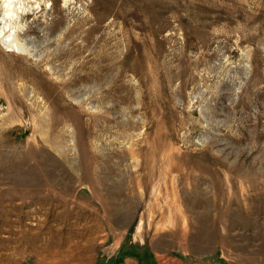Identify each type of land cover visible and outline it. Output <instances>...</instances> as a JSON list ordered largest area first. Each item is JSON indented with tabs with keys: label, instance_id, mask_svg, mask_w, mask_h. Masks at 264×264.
I'll return each mask as SVG.
<instances>
[{
	"label": "rangeland",
	"instance_id": "rangeland-1",
	"mask_svg": "<svg viewBox=\"0 0 264 264\" xmlns=\"http://www.w3.org/2000/svg\"><path fill=\"white\" fill-rule=\"evenodd\" d=\"M10 1L0 264H264V0Z\"/></svg>",
	"mask_w": 264,
	"mask_h": 264
},
{
	"label": "bare ground",
	"instance_id": "bare-ground-1",
	"mask_svg": "<svg viewBox=\"0 0 264 264\" xmlns=\"http://www.w3.org/2000/svg\"><path fill=\"white\" fill-rule=\"evenodd\" d=\"M29 9L28 10H24V7L17 6V5H13L12 2L10 0H5L4 4L2 5V9H1V14H2V18L0 19V24L2 25L0 28V38H2V40L6 41L11 37L12 40L9 44L6 43V50L7 51H12V52H16V53H20V54H24V51L13 42V40L17 37H19L20 35H27L30 33H34V31H36L39 35H43L46 32H49L50 30H52V28H54L55 23L53 21H45V19H39V18H43V13L42 12V8L37 7V8H30V6H28ZM72 9V8H71ZM38 14H41L39 17H37ZM33 17V19L27 23L28 18ZM135 20V19H134ZM101 25V24H100ZM76 26V25H75ZM85 28V27H84ZM88 29V28H87ZM83 30V29H82ZM93 30V29H92ZM55 31V30H54ZM66 32V31H65ZM62 34V33H61ZM76 34V33H75ZM74 34V35H75ZM92 34V33H90ZM82 35V34H81ZM97 35V34H96ZM101 35V34H100ZM64 37V35H63ZM69 37V36H68ZM81 37V36H79ZM112 37V36H111ZM99 38V37H98ZM104 38V37H103ZM114 38V37H112ZM87 39V38H86ZM85 39V40H86ZM14 43V44H13ZM17 43V41H16ZM114 43V42H112ZM74 46V45H73ZM81 46V45H80ZM102 57V56H101ZM110 59V58H108ZM22 60V59H21ZM26 60V59H25ZM109 62V61H108ZM18 63V62H17ZM113 63V62H112ZM111 64V62H110ZM25 65V64H24ZM112 65V64H111ZM117 65V64H116ZM41 69V68H40ZM117 69V68H116ZM107 71V70H106ZM101 72V71H100ZM109 73V72H108ZM112 73V72H111ZM96 74V73H95ZM99 74V73H98ZM115 74V73H114ZM113 74V75H114ZM80 75V74H79ZM110 76V74H109ZM109 76H106L110 79ZM26 77V76H25ZM97 77V76H96ZM100 77V76H99ZM98 77V78H99ZM75 78V77H74ZM79 78V77H78ZM77 78V79H78ZM82 78V77H80ZM112 78V77H111ZM20 79L23 80V78L21 77ZM76 79V78H75ZM111 82V80H109ZM114 79V77H113ZM74 80V79H73ZM79 80V79H78ZM28 81V80H26ZM66 81V80H65ZM72 81V80H71ZM80 81V80H79ZM100 81V80H99ZM114 81V80H113ZM63 82V81H62ZM76 82V80H75ZM74 82V83H75ZM36 83V82H35ZM66 83V82H64ZM73 83V82H72ZM100 83V82H98ZM63 84V83H62ZM20 88L24 92H26V87H25V83H20ZM105 85V84H104ZM130 86V84H129ZM131 88V87H130ZM110 90V89H109ZM111 91V90H110ZM127 94V93H126ZM129 96V95H128ZM91 97V96H90ZM121 99V98H120ZM131 99V98H130ZM129 99V100H130ZM120 101V100H119ZM81 102V101H80ZM73 103V102H72ZM82 105V104H81ZM56 118V117H55ZM56 120V119H55ZM111 121V120H110ZM55 122V121H54ZM57 123V122H56ZM54 124V123H53ZM106 125V124H105ZM116 126V125H115ZM108 128V127H107ZM103 129V128H102ZM61 133V132H60ZM48 137V136H47ZM65 137V136H64ZM63 139V137H62ZM64 141V140H63ZM60 146V145H59ZM65 146V145H64ZM52 148V147H51ZM78 183V182H77Z\"/></svg>",
	"mask_w": 264,
	"mask_h": 264
}]
</instances>
